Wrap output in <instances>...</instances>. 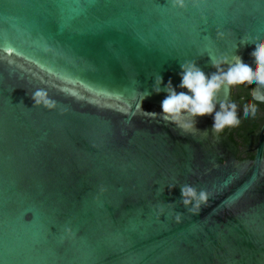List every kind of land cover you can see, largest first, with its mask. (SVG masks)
Instances as JSON below:
<instances>
[{
    "label": "water",
    "instance_id": "obj_1",
    "mask_svg": "<svg viewBox=\"0 0 264 264\" xmlns=\"http://www.w3.org/2000/svg\"><path fill=\"white\" fill-rule=\"evenodd\" d=\"M254 39L264 0H0V264H264V123L240 159L233 126L149 95Z\"/></svg>",
    "mask_w": 264,
    "mask_h": 264
},
{
    "label": "clouds",
    "instance_id": "obj_2",
    "mask_svg": "<svg viewBox=\"0 0 264 264\" xmlns=\"http://www.w3.org/2000/svg\"><path fill=\"white\" fill-rule=\"evenodd\" d=\"M251 44L252 61L244 60L236 55L226 69L218 67L216 72L206 74L196 63L186 62L179 65L178 73L180 82L173 85L171 78L165 82L164 77L158 74L153 80V87L149 95L164 93L160 101V112L163 118L175 122L178 125L184 114L192 117V122L185 123L184 127H193L196 117L211 116L212 127L221 132L229 126L239 123L237 115V104L235 102L221 103L219 107L213 103L215 93L225 83L237 86L241 82L255 83L264 89V39H254ZM177 89H183L177 91ZM260 89L251 93L252 99L242 106L244 115L254 116L258 105H264V91ZM33 100L36 104H43L46 107H54V103L44 100L40 92L35 93ZM181 201L185 207L191 206L198 209L207 200V193L204 190L197 191L191 185H184L180 188ZM191 210V209H190ZM179 219V217H178Z\"/></svg>",
    "mask_w": 264,
    "mask_h": 264
},
{
    "label": "trees",
    "instance_id": "obj_3",
    "mask_svg": "<svg viewBox=\"0 0 264 264\" xmlns=\"http://www.w3.org/2000/svg\"><path fill=\"white\" fill-rule=\"evenodd\" d=\"M252 86L253 84L250 83L247 84L246 91L242 90V88L236 90L232 101L237 104L239 123L233 126L231 138L234 141H240V154H238V158L240 159H245L246 156L247 158L254 157V147L258 142L260 129L264 123V108L261 106L257 107V112L254 116L244 115L242 112V106L252 99L250 93V88ZM227 129L228 128H226V131Z\"/></svg>",
    "mask_w": 264,
    "mask_h": 264
},
{
    "label": "flooded vegetation",
    "instance_id": "obj_4",
    "mask_svg": "<svg viewBox=\"0 0 264 264\" xmlns=\"http://www.w3.org/2000/svg\"><path fill=\"white\" fill-rule=\"evenodd\" d=\"M247 84H250L249 82H241L239 85H237V86H233V96H234V94H235V92H236V90H238L239 88H242V90H244V91H246L247 89H246V87H247ZM252 84H254V83H252ZM250 90H251V88H250ZM251 93V92H250ZM258 106H261L262 108H264V106H262V105H258ZM228 130V129H227ZM232 131H233V128H232V130L230 131V137H231V134H232ZM222 133H225L226 132V129H224L223 131H221ZM232 139V138H231ZM236 140H238V139H236ZM235 142H237L238 143V153H237V155L238 154H240V148H239V145H240V141H235ZM256 146V145H255ZM255 151V150H254ZM247 158V156L245 157V159Z\"/></svg>",
    "mask_w": 264,
    "mask_h": 264
}]
</instances>
